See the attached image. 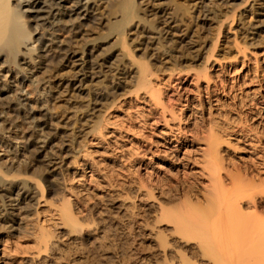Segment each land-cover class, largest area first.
I'll return each mask as SVG.
<instances>
[{
  "label": "rangeland",
  "instance_id": "rangeland-1",
  "mask_svg": "<svg viewBox=\"0 0 264 264\" xmlns=\"http://www.w3.org/2000/svg\"><path fill=\"white\" fill-rule=\"evenodd\" d=\"M241 4L245 7L247 3H240L239 11L244 9ZM253 16L251 22L257 18ZM197 21L203 22L201 18ZM204 22L205 27L209 26V21ZM232 22L219 34L207 70L201 74L205 78L191 70L192 65H199L197 60H179V72L163 70L166 64L151 77L155 83L151 84L159 89L155 91L159 96L154 94L157 100H153L149 92L154 91L153 86L135 93L134 81L128 76H119L123 85L113 91L117 76H112L111 64L110 70L104 69L106 75L100 77L101 81L95 80L102 92L110 95L96 105L85 122L81 120L77 126L73 119L66 118L67 111L58 116L57 127L49 136L51 144L59 147L58 164L56 169L46 171L40 162L33 161L37 166L34 164V172L28 175L32 184H39L38 199L19 214L10 215L21 231L14 227L0 233V264H264V245L247 251L245 247H220L228 239L223 233L209 237L214 242L209 248L199 244L198 238L184 243L171 221L156 217L159 206L168 209L180 201L167 200L169 189L173 194L188 181L209 187L207 145L213 135L226 141H221L218 149L220 174L223 176L228 169V173H242L250 163H258L260 177L252 178L262 191L258 196L264 197V41L253 47L254 53H238L232 42L237 22ZM89 28L87 32L82 29L78 36L81 42L88 32L97 36L106 29L96 22ZM57 33L59 39L67 38L65 29ZM202 34L204 42L198 41L200 61L210 45L206 32ZM99 42L98 53L109 48L104 40ZM40 71L39 77L46 75ZM58 104V110H63L64 100H58ZM73 104V109L79 106ZM54 107L49 106L51 111ZM72 123L77 134L70 132ZM22 126L26 127L24 124L13 131L20 135L26 131ZM237 127L241 130L235 132ZM10 141L3 133L1 142L7 149L18 140ZM9 151L0 149V156L8 154L4 159L21 160L29 154L23 157L21 150ZM64 209L70 218H65ZM182 253L187 258L182 259Z\"/></svg>",
  "mask_w": 264,
  "mask_h": 264
},
{
  "label": "bare ground",
  "instance_id": "bare-ground-1",
  "mask_svg": "<svg viewBox=\"0 0 264 264\" xmlns=\"http://www.w3.org/2000/svg\"><path fill=\"white\" fill-rule=\"evenodd\" d=\"M240 3H247L245 7L241 4L244 8L241 11L238 9ZM248 14L257 15V18L253 16L255 22H251V16L245 20ZM198 18L203 22L198 23ZM235 20L237 26L232 42L236 51L243 55L247 51L254 53L253 47L264 41V0H0V149L4 153L11 149L1 142L4 133L7 139L18 140L11 144L12 153L21 150L23 157L25 153L30 154L21 160L4 159L8 154L0 156V233L14 227L17 232L21 231L18 221L10 215L19 214L26 205L32 206L38 199L37 183L32 184L28 175L34 170L33 161L40 162L46 171L56 169L59 147L51 144L49 136L53 127H57L58 116L61 118L67 111L66 118L73 119L74 124L81 120L85 122L87 116L95 112L96 105L108 95L97 83L106 75V69H111V64H114L112 76H117V81L111 84L113 91L123 85L119 76H128L134 81L135 93L153 86L151 77L166 64L168 67L163 70L179 72V60L199 61V65H192L191 70L200 77L207 70L208 58L219 43L223 26L227 24L230 28ZM204 21H209V26L205 27ZM94 22L103 24L105 31L97 36L88 32L85 41L81 42L78 36L82 29L87 32ZM62 29L68 33L66 39L58 38L57 31ZM203 31L210 45L200 61L198 41L202 39ZM99 39L109 46L101 53H98ZM39 71L46 75L39 77ZM204 74L202 78H205ZM155 86L148 88L154 90H148L153 100H157L154 94L159 90H155L158 87ZM158 92L156 96H159ZM61 99L64 100L63 110H58L57 101ZM73 103L79 106L73 109ZM50 105L55 106L54 111L50 110ZM24 124L25 132L19 135L13 131ZM74 124L69 126L71 134L76 133ZM237 128L235 132L241 130ZM213 136L207 145L211 163L209 187L205 188L207 186L203 184V188L199 182L187 180L188 183L182 189L178 187L177 192L174 190L171 194L170 189L167 190L168 201H180L171 206L174 208L159 206L157 220L171 221L175 234L178 233L184 243L198 238L199 244L209 248L214 246L209 237L223 233L228 239L220 247L235 250L245 247L246 251L259 248L264 245V197H259L262 191L253 179L259 176L258 163H250L242 173H228V169L222 176L218 149L220 142L225 140ZM60 144L63 147V141ZM69 147L73 149V146ZM62 213L65 218H70L67 210ZM183 254L181 258H187Z\"/></svg>",
  "mask_w": 264,
  "mask_h": 264
}]
</instances>
